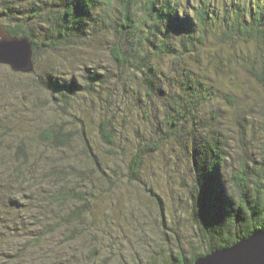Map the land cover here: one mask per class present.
<instances>
[{"label": "rangeland", "instance_id": "rangeland-1", "mask_svg": "<svg viewBox=\"0 0 264 264\" xmlns=\"http://www.w3.org/2000/svg\"><path fill=\"white\" fill-rule=\"evenodd\" d=\"M12 1L0 0L1 7L13 6L17 18L25 17V27L37 41L55 44L34 52V72L0 64V264H134L136 258L176 264L177 255L205 251L196 217H202L200 197L210 184H203L195 169L197 154L207 148L205 136L219 138L225 148L224 186L242 155L259 154L263 136L264 81L248 71L244 54L232 53L219 35L186 51L179 38L165 36L163 24L159 27L156 17L138 7L136 29L127 34L134 39L128 51L132 62L120 65L111 56L116 29L103 23L106 30L97 29L98 20L113 23L118 18L117 8L106 0H100L87 32L66 40L51 31L61 27L64 0ZM245 1L213 0V6L223 10ZM180 5L192 13L189 0ZM16 20L9 16L0 24ZM164 40L174 50L158 55ZM241 48L243 53L257 51L255 44L237 43L236 50ZM49 74L60 82L73 78L84 83V94L73 96L71 107L64 108L45 84L33 85V78ZM108 119L118 138L114 163L101 136L102 121ZM59 122L74 132L82 129L103 155L101 167L108 177L82 158L79 135L68 148L40 136ZM22 138L28 158L15 156ZM150 142H158L160 149L145 157L134 180L129 162L136 149ZM115 167L118 178L112 177ZM147 188L161 197L162 208ZM72 189L89 191L84 197L90 205L84 215L68 220L70 210L81 203L71 196ZM164 217L173 240L163 238Z\"/></svg>", "mask_w": 264, "mask_h": 264}, {"label": "trees", "instance_id": "trees-1", "mask_svg": "<svg viewBox=\"0 0 264 264\" xmlns=\"http://www.w3.org/2000/svg\"><path fill=\"white\" fill-rule=\"evenodd\" d=\"M15 1L12 2L15 3ZM39 1L43 2L44 0ZM180 1L183 0H106L107 4L114 5L113 8H117L118 18L113 19V23L111 20H106L105 18L101 21L98 20L97 26L99 28L97 29L106 30L103 29L102 23L109 26V29H116L115 37L117 39L111 47V56L114 61L120 65L126 64L127 61L128 63L132 62L130 57L132 54L131 52L128 53V51L131 50V46L133 48L134 43L132 41L134 39L132 35L127 34H130L136 29L137 19L135 13L137 8L141 7L146 15L149 17L153 15V19L156 17L159 27L163 24L164 30L167 31H163L165 36H169L172 33L173 36L179 38L186 51H191L192 45L194 44L197 48L200 44L205 43L210 35H219L223 43H228L232 46V53L239 52L241 55L244 54L243 57L249 63L247 65L248 71L259 79V81H264L263 0H246L241 4L225 7L223 10L214 7L213 0H197V3H195V0H189L192 4L190 8L192 13L182 9L180 7ZM1 4L0 20L9 18V16L12 19H17L12 25H3L8 33L13 36L22 35L30 37L33 42L34 52L41 45L53 46L55 44V41L44 43L37 41L34 37V32L25 27V17L20 16L17 18V14H14L13 6L4 5L3 3L4 7H1ZM100 5V0H64L62 4L64 11L58 17L61 27L56 30L51 29L52 33L58 32L57 36L64 40L72 36L80 37L82 32H87L93 13L100 8ZM164 41V45L157 50L158 55H162V52L166 54L167 51L172 52L174 50L169 45V41ZM239 42L248 48L250 44H255L257 51L254 52L252 50L253 52L243 53V48L237 51V43ZM166 47L168 50H166ZM200 49L198 48V50ZM259 57L261 61L258 60ZM35 69L34 64V70L32 72ZM41 84H45L46 89L52 91V96L57 98V100L59 99L60 104H63L64 108L65 106L71 107V99L73 96L76 94H84V83L78 85L73 78L72 80H68L67 83L60 82L59 79H53L52 74L47 76L40 75L39 77L33 78V85L40 87ZM69 113H71L70 110ZM261 114L263 131L259 146V154L261 157L259 154L248 157L242 155L238 167L230 171L228 175H226L227 173L225 174L226 177L223 180L225 186L221 184V179H223L221 178L222 167L226 170L225 161L227 160V156L226 152H224L225 148L220 144L219 138L215 140L213 137L205 136L207 143L203 145V148H207L201 154H197V157L195 155L196 163H199L195 169H197L199 177L203 178V184H206L207 181L210 187L209 190H206L207 195H201L200 197L202 203H200V208L198 207V209L202 217H196V222L199 223L198 234H201L200 240L203 243H207L208 247L205 251L194 253L189 257L180 255L183 253H179L180 256H176V264L192 263L198 257L215 249L230 246L248 237L257 230H264V111ZM80 120L83 122L82 117ZM112 123L109 125L108 119L102 121L101 125V136L105 145L108 146L107 153L111 155V158L116 155L114 147H118L116 143L118 138L115 136L116 132L113 130L114 126ZM173 123L177 124L175 122ZM81 130L79 129L77 132H74L69 126L59 122L49 127L44 135L40 136L45 141L54 143L57 148H68L79 135L82 140V158L90 159L94 165H97L99 173L108 177L110 173L101 167V158L103 155H100V152L96 151L94 147L92 148L91 142H89L86 136L82 135ZM25 142V138L17 142V146L14 148L16 149L15 156L17 158H21L24 155L25 158H28V155L24 153ZM158 149H160L158 142L146 143L136 149V153L129 162V176L132 179H139L145 157ZM69 160L73 161L71 157ZM114 161L115 159L113 158L112 163ZM201 162L204 163L203 168L200 167ZM17 170L20 171L19 169ZM117 170L118 167L113 169L112 177L118 178L115 175L118 174ZM197 188L200 191V187ZM147 191L152 197L158 200L157 203L162 208L163 202L161 201V197L152 188H147ZM88 193L89 191L87 190L78 192L72 189L71 196L79 199L81 203L70 210V217H66V219L70 220L75 216L84 215L85 209L90 205V199L84 197V194ZM195 209L197 210V208ZM162 224L165 226L162 228V233L165 234L163 238L171 236L173 240L174 235L168 232L169 229L166 227L167 221L165 217L163 218ZM53 227L55 228V225ZM176 233L180 240V233L177 231ZM98 250L96 249L95 251L98 252ZM122 260L120 261L121 263ZM142 261L141 258H136L134 264H141ZM148 262L142 264H152Z\"/></svg>", "mask_w": 264, "mask_h": 264}, {"label": "water", "instance_id": "water-1", "mask_svg": "<svg viewBox=\"0 0 264 264\" xmlns=\"http://www.w3.org/2000/svg\"><path fill=\"white\" fill-rule=\"evenodd\" d=\"M34 47L28 36H13L0 24V64L9 65L14 71L34 70ZM185 264H264V230H257L248 237L215 249Z\"/></svg>", "mask_w": 264, "mask_h": 264}, {"label": "bare ground", "instance_id": "bare-ground-1", "mask_svg": "<svg viewBox=\"0 0 264 264\" xmlns=\"http://www.w3.org/2000/svg\"><path fill=\"white\" fill-rule=\"evenodd\" d=\"M48 113V112H47ZM43 198V197H42ZM156 245V244H155Z\"/></svg>", "mask_w": 264, "mask_h": 264}]
</instances>
